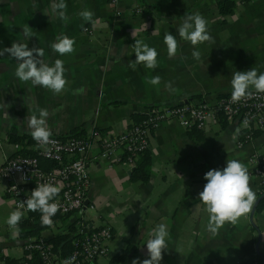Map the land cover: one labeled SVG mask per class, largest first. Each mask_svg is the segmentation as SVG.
<instances>
[{"label":"crops","instance_id":"crops-1","mask_svg":"<svg viewBox=\"0 0 264 264\" xmlns=\"http://www.w3.org/2000/svg\"><path fill=\"white\" fill-rule=\"evenodd\" d=\"M222 0H65L68 22L45 12L52 0H0V49L22 41L29 48L44 50L45 63L64 62L66 90L54 94L46 88L22 82L15 76L18 61L5 53L0 56V165L6 157L18 155V136H30L26 118L46 108L52 135L90 134L93 129L116 133L132 121L143 119L155 108L184 102H213L232 90L236 71L253 67L264 72V0H233L229 13L219 12ZM94 13L95 24L85 22L79 12ZM199 12L207 21L215 43L194 49L180 40L177 28L187 14ZM33 29L26 39L23 28ZM88 26L90 32L84 27ZM158 51L159 66L147 69L135 61V39ZM177 36L178 54L169 58L164 35ZM60 35L76 41V51L60 56L50 44ZM201 53L200 60L192 56ZM161 77L159 85L147 80ZM171 82L174 91L166 84ZM77 89L83 92L77 94ZM5 112L9 117H5ZM243 131L220 116L203 129H186L169 119L149 132L150 165L146 180L134 178L124 163L109 166L94 159L99 148L88 153L90 185L88 202L92 207L82 216L112 231L108 253L95 264L110 263L120 249L127 248L122 264L149 259L147 241L151 230L163 223L169 231L168 249L161 264H242L259 255L264 264V204L257 207L259 191L249 157H264V129L249 141L238 144ZM228 159L241 161L249 170L250 186L257 195L253 210L236 225L226 224L219 235L207 231L209 213L199 200L207 181L205 174L222 170ZM97 160V161H96ZM13 207L7 197L6 182L0 181V264H13L23 255L22 239H13L6 223ZM27 213L24 212V216ZM77 213L63 216L57 228L44 226L45 238L77 228Z\"/></svg>","mask_w":264,"mask_h":264},{"label":"built area","instance_id":"built-area-1","mask_svg":"<svg viewBox=\"0 0 264 264\" xmlns=\"http://www.w3.org/2000/svg\"><path fill=\"white\" fill-rule=\"evenodd\" d=\"M84 30L90 32L88 26ZM231 92L232 90L213 102H184L152 109L143 119L132 121L127 128L116 133L93 129L87 136L52 135L54 143L44 148L33 140L27 145L31 154H18L4 159L0 165V181L6 182L7 197L16 210L21 202L29 198L37 185L59 184L61 192L54 201L58 203L59 211L53 217L54 227H50L56 229L63 216L72 213L82 216L86 208L92 207L88 202L87 191L90 185L88 153L93 145L99 148L94 159H105L109 166L124 163L132 171L140 155L148 150L149 132L169 119L177 120L186 129H203L212 120L223 116L243 131L238 144L249 141L257 132L262 131L264 94H256L247 101L233 103ZM16 148H20L18 143ZM41 160L51 161L54 166L44 169ZM249 162L252 173L257 178L259 191L263 192L264 157L253 154L249 157ZM73 232H80L81 235L72 239L74 248L66 255H62L58 248L52 249L42 234L23 236V255L13 264H32L30 258L34 251H37L40 258L35 264H63L64 260L73 255L76 256L74 264H95L99 256L108 253L107 243L112 237L109 225L97 224L82 216L77 228L70 234Z\"/></svg>","mask_w":264,"mask_h":264},{"label":"clouds","instance_id":"clouds-1","mask_svg":"<svg viewBox=\"0 0 264 264\" xmlns=\"http://www.w3.org/2000/svg\"><path fill=\"white\" fill-rule=\"evenodd\" d=\"M51 14L53 18H59L68 22L70 17L67 14V4L65 0H52L51 7L45 14ZM79 16L85 22L95 24L94 13L87 8L79 12ZM180 40L190 42L194 49H198L204 43H215L214 37L210 34L208 21L199 13L187 14L184 16L181 25L177 28ZM23 35L26 39L33 37V29L26 25L23 28ZM132 36L136 37L134 29ZM164 43L167 46L169 58L178 54L180 43L177 36L168 32L164 35ZM76 41L67 35H60L56 42L51 43V49L60 56L70 55L76 51ZM135 61H131L129 66L135 70L136 65L143 64L145 68L155 70L159 66L158 51L149 46L143 40L135 39ZM5 53L18 61L15 76L22 82H31L34 86H40L52 91L54 94H61L66 90L68 80L65 77L66 69L61 59H56L52 65L45 63L42 59L44 50L39 47L29 48L28 44L22 41H14L11 47L0 49V56ZM192 56L200 60L201 53L194 50ZM151 85L161 83L160 76H154L147 80ZM231 100L233 103L247 101L256 94H264V72H259L256 68L247 71H236L231 79ZM166 87L174 91L171 82ZM83 92L77 89L76 93ZM39 115L32 114L26 118L27 128L34 141L44 148L54 143L51 139L52 130L48 126L47 118L50 113L46 108L38 110ZM5 117H9L5 112ZM204 179L207 183L203 191L199 193V200L205 205L209 213L207 231L212 236L219 235L220 229L226 224L236 225L241 218H246L253 210L257 201V195L250 186V174L248 168L239 160L228 159L226 167L222 170H209ZM61 192V186L53 183H41L31 192L29 198L21 202L19 208L12 211L7 217L6 223L12 230V238L19 235V225L24 218L25 211L40 212L42 226L54 227L53 217L59 211L58 203L54 202ZM169 231L165 224L161 223L151 230L148 239L147 251L149 259L143 260L142 264H161L163 252L168 249ZM76 256L63 261V264H74ZM132 264H141L138 259H134Z\"/></svg>","mask_w":264,"mask_h":264},{"label":"trees","instance_id":"trees-1","mask_svg":"<svg viewBox=\"0 0 264 264\" xmlns=\"http://www.w3.org/2000/svg\"><path fill=\"white\" fill-rule=\"evenodd\" d=\"M233 0H222L217 3V7L220 13L226 14L233 10L234 7ZM73 136H83L81 133H73L70 134ZM14 142L20 145L18 149V154L26 155L31 154L30 150L27 149V145H30L33 141L32 137H28L25 135L14 137L12 139ZM149 165H150V153L149 151H145L137 160L136 167L132 170L131 176L134 178H140L142 180H146L149 176ZM41 166L44 169H49L54 166V163L47 160H41ZM264 204V191L259 194L257 207L262 206ZM40 221V212H31L28 211L27 215L24 216L20 225H19V233L22 236L31 235L37 236L40 234V230L43 228ZM74 227L70 226L65 232H57L52 236L46 238V240L51 244L52 249H60L62 255L68 254L74 248V237H79L81 235L80 232H73ZM127 248L120 249L115 255H113L110 259V263L114 262H123L126 257ZM40 261L37 251H34L30 262L35 264ZM261 258L259 255H254L242 262V264H261Z\"/></svg>","mask_w":264,"mask_h":264}]
</instances>
